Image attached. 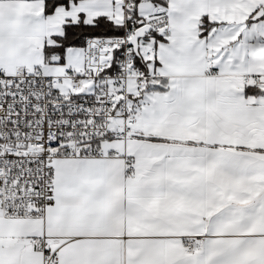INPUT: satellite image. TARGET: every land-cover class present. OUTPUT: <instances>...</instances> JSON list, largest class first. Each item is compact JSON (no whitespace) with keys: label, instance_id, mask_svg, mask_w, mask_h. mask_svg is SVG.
<instances>
[{"label":"snow or ice","instance_id":"1","mask_svg":"<svg viewBox=\"0 0 264 264\" xmlns=\"http://www.w3.org/2000/svg\"><path fill=\"white\" fill-rule=\"evenodd\" d=\"M0 264H264V0H0Z\"/></svg>","mask_w":264,"mask_h":264}]
</instances>
